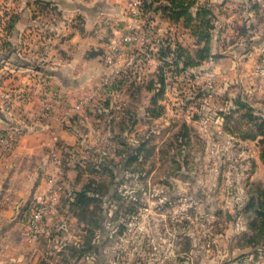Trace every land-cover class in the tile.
<instances>
[{
    "label": "rangeland",
    "instance_id": "rangeland-1",
    "mask_svg": "<svg viewBox=\"0 0 264 264\" xmlns=\"http://www.w3.org/2000/svg\"><path fill=\"white\" fill-rule=\"evenodd\" d=\"M253 1L251 4L241 2L228 7L232 16L226 26V39L237 42L251 36L248 31L247 35L243 32L244 24L248 23L246 20H249L250 27L253 22L264 26V8L260 7H264V0ZM41 30L50 36L49 29L43 26ZM39 41L42 43L26 46L25 51L18 50V45L0 43V132L15 140L17 132H20L19 123L27 118V113L32 114L27 104H31L32 98L37 97L43 111L48 113L57 109L59 122L78 134V141L71 146L67 147L60 140L57 144L61 146L62 168L75 169L74 177L80 178L83 184L75 193L85 192L86 199H89L78 215L87 229L85 243L94 246L84 253L92 254L93 262L208 264V260L211 262L213 259V264H264V252L252 256L248 254L246 258L247 254L241 251L248 245L252 246L249 238L253 234L257 235L254 230L258 222L251 209L247 220L252 233L242 237L244 232L239 231L243 215L236 207L240 201V189H232L231 186L238 176L242 179L237 183L242 180L245 182L251 174L252 166L248 158L241 154L244 146L239 141L225 139L224 135L235 133L240 138L255 141L258 133L264 131L259 126L264 122V99L261 109L253 108L245 101L249 109H238L231 104L237 98L236 94L232 93L225 98L216 95L214 88L208 94H191L193 81L190 77L168 73L165 81L168 93L158 97L156 104L148 107L155 113H163L164 110L156 108L161 106L158 104L161 101L165 107H170L168 115L149 123L143 119L135 127L139 129L136 131L129 122L123 124L120 119L117 120L116 116H120L128 107L129 99L123 93L117 96L113 94L116 97L110 102V115L107 114L108 108L96 109L98 99L94 102L96 106H91L88 111L91 116H85L79 103L70 105L62 94L54 98L57 94L46 72L55 60L53 56L44 58L42 53L46 44L42 39ZM35 47L36 52L33 50ZM236 47L237 52L245 48L243 44ZM18 56L26 61H18ZM144 66L142 63L140 67ZM206 80L198 81L200 89L210 88L212 83L210 79ZM232 80L233 85H236L238 78ZM155 94L153 91L151 95ZM133 99L137 103L142 102L138 94ZM58 100L65 101L67 108L52 105V101ZM99 100L103 101L104 96ZM5 102H11L12 105L6 109L3 105ZM59 105L63 106L64 103ZM131 111L140 117L144 114L140 108ZM104 112L105 118H100L99 114ZM113 118V123L106 122ZM192 118L196 122L187 123L186 120ZM261 148L264 149V143ZM132 150H136L137 154L139 151V157L127 163ZM219 168L225 171L219 173ZM63 169L62 174L65 173ZM209 170L214 172L212 177L208 174ZM219 175L218 188L215 182ZM61 178L59 183L62 185ZM208 181L212 183L211 189L207 188ZM254 187L248 190L253 191ZM70 193L74 191H65L61 197L68 199ZM209 195L217 198L215 205H207L209 201L206 198ZM231 198L235 202L230 208ZM226 211L232 214L231 219L226 218ZM97 219H100L99 227L95 229L92 224ZM95 232L99 237L92 242ZM156 232L160 235V252L154 249L153 236ZM263 240L261 238L257 241L258 245L264 243ZM231 250L236 251L231 254Z\"/></svg>",
    "mask_w": 264,
    "mask_h": 264
},
{
    "label": "crops",
    "instance_id": "crops-1",
    "mask_svg": "<svg viewBox=\"0 0 264 264\" xmlns=\"http://www.w3.org/2000/svg\"><path fill=\"white\" fill-rule=\"evenodd\" d=\"M153 1L157 6H164L162 10L149 12L138 20L130 12L132 0H0V43L18 45V50L25 51L26 46H37L41 42L36 34L38 29L43 26L46 30L49 29L51 33L47 41L52 45L49 54L51 53L50 57L53 56L55 62L46 73L57 94L54 98L62 94L70 105L79 103L85 111V116L90 115L88 111L91 106H96L94 102L98 99L96 109L108 108L107 114L110 115L111 105L105 104L107 97L111 102L112 99L115 100L116 94L123 93L129 99L128 107L116 117L117 120L129 122L135 129L143 119L149 123L168 115L170 107H165L161 101H158V104L164 112L158 116L151 117V108H148L152 106L151 98L154 97L151 94L153 91L157 92L154 88L159 89L157 77L162 63L158 52L165 46V41L172 42V45L176 43L190 53L202 47L205 42L196 37L194 29L200 24L196 14L200 8L205 7L211 12L208 17L213 26L209 31L210 55L216 58L209 57L192 69V74L190 72L181 75L188 76L193 81L190 86L191 94H208L214 88L216 95L227 98L233 93L251 107L263 108L264 26L253 22L250 27L252 30H248L252 35L245 40L235 42L225 38L226 26L232 16L228 7L241 2L251 4L253 0H194L190 7L192 20L189 24L184 18L172 20L167 12H163L167 9L169 0ZM260 7L264 8L263 5ZM246 21L249 26V20ZM130 32L136 33V40L122 45V38ZM238 44H243L244 50L237 52ZM115 47L120 48L118 56L114 55ZM33 50L36 52V47ZM108 58L113 59L112 64L107 63ZM142 63L145 64L143 68L140 67ZM232 78H238L236 85H233ZM206 79H210L212 84L207 90H202L198 81ZM104 80H108L107 83L104 84ZM205 82L208 83L207 80ZM167 88H164L163 94L168 93ZM135 94L141 96L142 102L137 103L133 99ZM102 96L104 100L100 101ZM32 99L31 104H27L32 114L27 113V118L19 123L20 132H17L14 149L8 155H0V264H96L92 254L86 255L81 251L84 248L87 229L70 208V198H59L53 210L44 219L37 241L27 236V206L32 200L44 198L43 195L49 188L47 179L56 173L55 165L50 159L51 147L59 140L68 147L79 139L76 132L59 122L57 109L46 113L37 97ZM52 102V105L67 108L65 101ZM61 103L66 107L59 105ZM135 108L143 109L144 114L141 117L139 114L135 115V112L131 111ZM70 112L73 113L71 109ZM99 116L105 118V112ZM113 120L115 119L106 122L111 124ZM195 120L192 118L186 121L194 123ZM181 122L186 123L185 120ZM224 135L225 139L239 141L244 146L241 154L248 158V163L252 166L251 174L245 182L242 180L237 183L242 179L238 176L231 186L232 189H240V201L236 207L243 215L239 231L244 232L243 237L252 233L247 217L251 214L250 198L253 194L248 189L254 185L264 187L262 136L257 135L254 141L240 138L235 133ZM134 152L132 150V153ZM228 152L231 153L232 150ZM63 171L65 173L60 176L64 190L62 194L82 188L80 178L74 177L75 169L66 168ZM223 171L225 170L222 168L218 170L219 173ZM208 174L212 177L214 172L211 170ZM220 177L219 175L218 181L215 182L218 188ZM209 183L211 182L208 181L207 188L211 189L212 183ZM215 199L217 200L207 196V205H215ZM233 201L231 198L230 208L234 206ZM224 213L227 219H231L230 212ZM97 237L99 234L96 233L95 238ZM159 237L157 232L153 236L156 252H160L162 247ZM263 244L248 245L241 251L247 254V258L248 254L252 256L254 253L264 252ZM235 251L231 250V254ZM223 252H226L225 246ZM213 263V259L211 262L208 260V264Z\"/></svg>",
    "mask_w": 264,
    "mask_h": 264
},
{
    "label": "trees",
    "instance_id": "trees-1",
    "mask_svg": "<svg viewBox=\"0 0 264 264\" xmlns=\"http://www.w3.org/2000/svg\"><path fill=\"white\" fill-rule=\"evenodd\" d=\"M169 5L167 6V11H163L164 13L167 12L169 14V18L172 20H178L180 18H184L186 20V23L189 24V22L192 20L190 17V7L194 3V0H169ZM141 7L143 10L147 12H152L154 10H159L164 7V6H157L155 4V1L153 0H141ZM211 12L208 8L202 7L200 10H198L196 17L200 20V24L194 29V33L196 37L201 41H204L205 44L193 51L192 53L188 52L186 49L181 47L178 44L172 45V42L165 41L166 44L163 48L160 49L158 52V57L161 61V66L159 68V73L157 77V82L159 84V89L157 90L154 98H151V105L156 104V100L158 97H161L163 95V90L165 88V81L167 78L166 73H173L172 75H178L181 76L184 73L190 74L192 69L198 67L201 62L209 57L216 58V56H211L210 55V50H209V45L208 42L210 40V34L209 31L210 29H213V26L210 21ZM246 29L247 27L250 28V25L248 26L247 23L244 24ZM244 27L241 28L243 29L244 35H247V31ZM192 74V72H191ZM121 83V82H120ZM114 89V88H112ZM111 97V95H110ZM110 103V98L107 97L106 99V106H108ZM235 107L239 108H248V105L244 103V101L241 100L240 97H237L232 103ZM158 110L160 111V107ZM162 110V109H161ZM150 116L151 117H156L159 115L158 113H155L154 110L152 111V108L150 110ZM121 122L124 124L125 121L120 119ZM260 128L264 129V122L262 121L261 124L259 125ZM184 127V126H183ZM259 135L262 136L261 142L264 143V131L261 133H258ZM143 146V144H141ZM140 149V148H139ZM135 152L132 153L130 159L127 161V163L137 160L139 157V151L137 154V151L134 150ZM129 155V154H128ZM261 160L264 163V149L262 150L261 153ZM255 189L252 191V196L250 198V208L253 209L256 217H257V228L254 230V233L256 232L257 235L255 236L254 234L250 236L249 242L252 244V246L257 245V241H260L261 238L264 237V187L262 188L261 186L254 185ZM70 208L73 210L74 214L78 217L79 221V210L83 211V208L85 207V204L88 202V200L85 197V192L81 193H70ZM78 211V212H77ZM99 220L97 219L95 223L92 224V227H95V229L99 227ZM260 223V224H259ZM95 234L92 235V242L95 239ZM260 238V239H258ZM87 240V239H86ZM91 248H94L93 244L91 243H85L84 248L81 251H87Z\"/></svg>",
    "mask_w": 264,
    "mask_h": 264
},
{
    "label": "built area",
    "instance_id": "built-area-1",
    "mask_svg": "<svg viewBox=\"0 0 264 264\" xmlns=\"http://www.w3.org/2000/svg\"><path fill=\"white\" fill-rule=\"evenodd\" d=\"M131 15L138 19L141 20L144 18L145 15H147L149 12L143 10L141 7V0H132L131 4ZM37 36L42 39V41H46L45 47H44V52L42 55L44 58L49 59L51 58L49 55V51L52 49V45L49 41V37L47 36L46 32H43L41 29H38L36 32ZM136 33L130 32L127 33L121 40L120 43L122 45H125L126 43L132 42L133 40H136ZM48 40V41H47ZM119 47H115L114 49V55H119ZM147 55V54H146ZM42 56V57H43ZM46 56V57H45ZM42 58V60H44ZM112 58H108L107 63L112 64L113 61ZM108 80H104V84L107 83ZM4 108H9L11 102H5ZM77 107V106H76ZM78 108V107H77ZM1 131V130H0ZM16 141L11 139L9 136L3 135L0 132V155H8L11 153V151L15 147ZM61 146L57 144V142L54 143V145L50 149V159L51 162L55 165L56 173L55 175H51L47 179V183L49 185V188L43 195V199L41 200H32L27 206V211H26V218H25V223L28 228V233L27 236L34 240L37 241L40 237V229L42 226V223L46 216L53 210L55 204L58 202L59 198L62 195L63 186L59 183V178L62 174V157L60 155L59 148Z\"/></svg>",
    "mask_w": 264,
    "mask_h": 264
}]
</instances>
